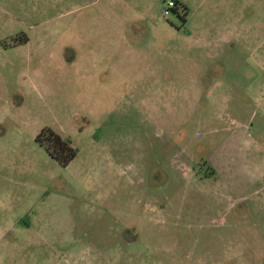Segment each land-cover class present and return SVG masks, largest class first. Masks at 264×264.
<instances>
[{
	"label": "rangeland",
	"instance_id": "obj_1",
	"mask_svg": "<svg viewBox=\"0 0 264 264\" xmlns=\"http://www.w3.org/2000/svg\"><path fill=\"white\" fill-rule=\"evenodd\" d=\"M179 1L0 0V264H264V0Z\"/></svg>",
	"mask_w": 264,
	"mask_h": 264
},
{
	"label": "trees",
	"instance_id": "obj_2",
	"mask_svg": "<svg viewBox=\"0 0 264 264\" xmlns=\"http://www.w3.org/2000/svg\"><path fill=\"white\" fill-rule=\"evenodd\" d=\"M182 9V15L178 16L186 21L187 9L179 0H175L174 11ZM37 142L44 147L46 152L60 165H67L76 155V148L68 138H64L50 128L43 129L36 137Z\"/></svg>",
	"mask_w": 264,
	"mask_h": 264
},
{
	"label": "built area",
	"instance_id": "obj_3",
	"mask_svg": "<svg viewBox=\"0 0 264 264\" xmlns=\"http://www.w3.org/2000/svg\"><path fill=\"white\" fill-rule=\"evenodd\" d=\"M174 8H175V0H167L162 11L163 16H168L170 11L174 10Z\"/></svg>",
	"mask_w": 264,
	"mask_h": 264
}]
</instances>
